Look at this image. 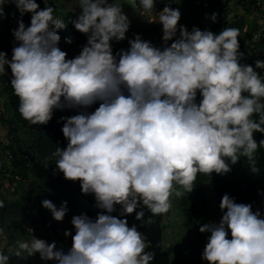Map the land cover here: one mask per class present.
<instances>
[{
  "label": "clouds",
  "instance_id": "1",
  "mask_svg": "<svg viewBox=\"0 0 264 264\" xmlns=\"http://www.w3.org/2000/svg\"><path fill=\"white\" fill-rule=\"evenodd\" d=\"M13 2L21 16L31 13L30 24L25 27L19 20L12 30L19 44L10 59L0 52V73L6 65L10 68L18 112L30 124H47L53 109L100 101L91 113L61 118L68 143L53 155L64 178L79 180L81 192L94 194L96 207L108 213H97L95 220L74 215L75 234L66 253L55 250V241L32 236L18 242L14 255L39 253L56 264H150L149 242L136 225L129 227L126 219L110 214L114 205L121 206V216L141 204L156 216L170 210L174 191L181 195L177 185L191 192L198 173L228 172L226 159L234 164L243 155L250 171H259L253 132L264 133V80L252 65L240 63L238 28L214 34L180 25L179 37L163 50L136 34L117 60L110 41L123 39L128 29L120 4L79 0L72 24L88 34L87 43L66 59L55 32L64 23L53 15V7L40 9L36 0ZM138 2L151 12L155 0ZM210 18L214 22L216 13ZM179 19V9L166 5L147 21L162 24L167 42L176 35ZM255 67L264 68V60L257 59ZM254 113L259 122L251 118ZM259 147L264 148V139ZM41 203L57 221L67 211L66 202L58 209L47 199ZM219 206L226 210L219 223L199 227L210 233L202 259L208 264H264V217L228 194ZM143 217L141 208L135 218L143 222ZM8 260L0 253V264Z\"/></svg>",
  "mask_w": 264,
  "mask_h": 264
},
{
  "label": "trees",
  "instance_id": "2",
  "mask_svg": "<svg viewBox=\"0 0 264 264\" xmlns=\"http://www.w3.org/2000/svg\"><path fill=\"white\" fill-rule=\"evenodd\" d=\"M190 2L194 7L190 14L193 20L197 21V25H189L186 29L191 31L193 27H197L202 31L209 30L214 34H218L224 27L238 28L239 51L243 53L240 60L242 64L246 55V42L249 36L248 32L245 31V22L241 20L227 24L226 17L221 10L214 6L201 9L193 4V0H190ZM36 3L40 9L45 7L40 0H36ZM52 7L54 10L53 15L64 23L63 28L55 29L60 37L57 46L66 53V59L74 58L86 45L88 34L74 28L72 20L76 18L75 15L69 20V16L63 12L60 5ZM0 9H2V12H0V45L9 53L11 58L12 48L19 44L15 40L12 30L18 27L19 20H23L25 27L29 26L31 13L26 12L21 16L13 0H6L5 3L0 4ZM212 13H216L214 22L210 18ZM154 36H148L146 41H149L154 47L160 48L156 44L159 41L157 35ZM178 37L179 34L175 39ZM66 38L70 42L66 41ZM116 41H119V45L121 44L120 40ZM111 48L113 50L112 45ZM9 72H11L10 68L5 69L4 74H0L3 86V96H0V104L3 100L0 122L8 129L10 142L7 146L13 153L14 168L11 172L13 176L11 181L13 182L18 177L19 186L15 185L14 188H11L14 189L13 193H15L12 199H8L5 192H0V201H3V207H0V228L3 229V225L12 222L17 224L21 232L28 234L25 226H35L32 221L33 218H39V215H36L37 210L39 208L47 209L41 203L44 199L51 201L58 209L62 202L69 205L71 200L80 201L82 197L86 196L92 202L82 207V214L93 220H95L97 213L108 214L105 209L96 207L94 194L81 192L79 180L73 181L64 178L63 173L56 169L55 160L57 157L53 155L57 147L63 149L68 143L62 132L64 120L61 118H67L82 112L91 113L99 106L100 101H96L87 107L53 109L52 117L47 124H30L18 112V97L13 93L10 84L11 73L9 74ZM125 95H127L126 91ZM200 100L201 96L197 91L196 102L199 103ZM251 118L257 122L260 120V116L256 113ZM253 138L258 145L254 153L256 167L259 169L257 173L250 171L246 157L240 155L238 161L234 164L226 159L230 170L224 174L213 172L210 175H205L198 173L193 181L191 192L178 185L176 186V190L180 191L181 195L177 196L174 191L173 197L178 211L182 215L181 224L183 229L193 232L201 224L207 223L206 189L214 192L220 198L224 194H228L236 203L249 204L253 212L258 210L261 217H264V148L259 147V142L264 139V133L254 131ZM25 156H28L29 159H26ZM114 208L115 210L110 213L111 215L126 219L129 227L136 225L137 230L144 234L149 242L146 250L153 253L150 264H171L168 254L175 250V246L170 245L167 249L163 247L164 233L170 227L165 223L163 214L152 216L150 211L142 204L134 209L131 214L125 216H121L120 205H114ZM141 208L144 211L143 222L135 218L136 211L141 210ZM224 211L226 210H222V212ZM41 218L42 216L39 219ZM2 242L3 235L0 233V249ZM0 253L9 256L6 264H29L22 260L20 256L14 255V251L10 248L2 250Z\"/></svg>",
  "mask_w": 264,
  "mask_h": 264
},
{
  "label": "rangeland",
  "instance_id": "3",
  "mask_svg": "<svg viewBox=\"0 0 264 264\" xmlns=\"http://www.w3.org/2000/svg\"><path fill=\"white\" fill-rule=\"evenodd\" d=\"M40 2L44 6L60 5V8H63H61L63 12L69 16V20L72 19L73 15L76 17L80 12L79 0H40ZM106 2L113 3L114 0H106ZM115 2L120 4L121 11L128 21V29L125 32V36L123 39H120L121 44L119 45V41L116 40L110 41V44L113 46V54L116 56H118L117 53L119 50L126 51L130 47L129 40L134 39L136 34H139L141 40H147L148 36L152 37L157 35V40L159 41L156 44L163 50L164 47L170 46L172 41L177 37L180 25H184L185 27L197 25V21L193 20L190 14L194 8L190 0H155L154 8L151 12L143 11L138 0H115ZM166 5L172 8H178L180 11V19L177 22V33L167 42L162 39V24L158 21L151 23L147 21L149 17L156 18V13L161 11ZM0 96H3V86L0 89ZM2 103L3 100L0 104V111L3 110ZM3 130L4 125L0 122L1 148L4 147L3 144L6 145L4 143L6 140H2V138H5V135H3L5 130ZM18 179L15 178L14 180L16 186H19ZM7 187V183L0 176V192H5L8 199L14 198L13 194L15 193H13L12 187ZM205 195L208 204L207 223H219L223 215L222 209L219 206L221 198L208 189H206ZM173 196L174 194L170 196L172 205L170 210L167 213H163L165 223L168 227L170 226L164 233L163 247L167 249L170 245L175 246V250L168 254L171 264H208V261L202 259V252L210 233L207 231L200 232V226L193 232L183 229L181 224L182 215L178 211ZM91 202L86 196L82 197L80 201L71 200L69 205H65L67 211L59 221L52 217L49 209L44 210L43 208H39L36 215H39V218L42 216V218H33L32 223L35 225V232L33 234L28 232L30 235L21 232L16 223L7 222L5 226L3 225V229L0 228V233L3 235L0 252L6 248L15 251L19 241H30L32 236H35L36 238L45 240L47 243L55 241V250H61L66 253L72 245V236L75 234L74 226L71 224V218L74 215L82 214V207L85 204H91ZM66 230L69 233L68 236H65ZM227 238H231L230 231ZM20 258L29 264H56L55 260L42 259L39 253L27 255L26 252H22Z\"/></svg>",
  "mask_w": 264,
  "mask_h": 264
},
{
  "label": "built area",
  "instance_id": "4",
  "mask_svg": "<svg viewBox=\"0 0 264 264\" xmlns=\"http://www.w3.org/2000/svg\"><path fill=\"white\" fill-rule=\"evenodd\" d=\"M193 4L199 6L201 9H208L214 6L218 10H221L226 17L227 24L241 20L245 24L249 23V27L245 29L249 36L246 42V55L242 64L252 65L261 79L264 80V68L255 67V61L257 59L264 60V0H193ZM239 9L244 12L243 15L239 14ZM252 18H255V21ZM0 52H4L6 58L10 59L9 53L1 45ZM5 69H8L7 65ZM1 81L0 86L2 87ZM262 102H264V98H262ZM3 146L2 148L0 147V176L7 183V188H14L16 184L14 181H11L13 178L11 172L14 168L13 153L7 145ZM25 158L29 159L28 156H25ZM12 190L14 191V189ZM29 228L31 232H28L33 234L35 232L34 227L30 225L25 226L26 230Z\"/></svg>",
  "mask_w": 264,
  "mask_h": 264
},
{
  "label": "crops",
  "instance_id": "5",
  "mask_svg": "<svg viewBox=\"0 0 264 264\" xmlns=\"http://www.w3.org/2000/svg\"><path fill=\"white\" fill-rule=\"evenodd\" d=\"M239 14H242V15H243L244 12H243L242 10L239 9ZM252 19H253V21H255V18H252ZM248 24H249V23H248ZM248 24L245 25V29H246V27H249ZM6 129H7V128H6L5 125H4V130H5V131L3 130V131H4V132H3V135H5V138H2V140H4V141L6 140V142H4V143H5L6 145H8V143H9L10 141H9V134H8V132H7L8 129H7V130H6ZM5 132H6V133H5ZM2 143H3V142H2Z\"/></svg>",
  "mask_w": 264,
  "mask_h": 264
}]
</instances>
